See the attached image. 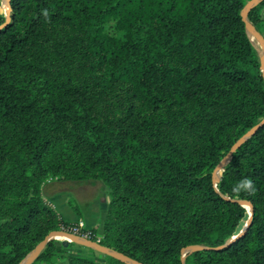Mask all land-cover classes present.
Returning a JSON list of instances; mask_svg holds the SVG:
<instances>
[{"label": "trees", "instance_id": "1", "mask_svg": "<svg viewBox=\"0 0 264 264\" xmlns=\"http://www.w3.org/2000/svg\"><path fill=\"white\" fill-rule=\"evenodd\" d=\"M245 4L10 0L0 29V264H20L71 225L42 199L48 180L104 183L99 244L141 264H181L185 247L235 235L248 213L215 192L212 176L264 117ZM263 7L248 14L258 31ZM245 177L254 191H236ZM217 189L251 204V225L230 247L185 264H264V126L232 154ZM63 259L95 264L55 242L33 264Z\"/></svg>", "mask_w": 264, "mask_h": 264}, {"label": "water", "instance_id": "2", "mask_svg": "<svg viewBox=\"0 0 264 264\" xmlns=\"http://www.w3.org/2000/svg\"><path fill=\"white\" fill-rule=\"evenodd\" d=\"M264 2V0H249L244 7L242 8L240 12V16L242 19V22L245 27V33L253 45L257 56L259 58V70L260 74L263 79V84H264V38L263 36L258 32L256 27L250 23L248 19V14L254 10L256 7L261 5ZM4 6V10H3ZM0 14L4 16L5 22L2 26H0V29L5 27L7 23L10 20L11 17V7H10V0H1V8H0ZM264 126V117L259 121L257 125L249 129L242 137H240L235 144L231 147L230 151L226 155V157L216 166L213 176H212V181H213V188L219 196L228 202H232L235 204H238L239 206L243 207L246 209L248 215L243 217L238 226L237 230L235 232V235L231 238H229L225 243L219 247L216 248H208L203 245H191L187 246L184 249L181 250L180 252V261L181 264H185L186 258L194 253L202 252V251H219L221 249H224L226 247H230L236 240H238L240 237H242L246 231L248 230L249 226L251 225L252 222V217H253V209L252 206L249 202L241 199H229L223 195H221L218 192L217 189V183L219 182L222 172L224 171L225 166L228 164L230 161V158L232 154L239 149L244 143H246L248 140H250L259 129H261ZM243 225V227H241ZM55 241H61L63 245H68V244H74L76 246H80L82 248H85L87 250H90L92 252L98 253L100 255L112 258L116 261L121 262L122 264H141L137 262L136 260H133L122 253H119L113 249H110L108 247H105L98 242L83 239L81 237H77L68 233H65L63 231H53L50 232L41 242H39L35 248L27 254V256L22 260L20 264H32L41 254V252L44 250V248L51 242Z\"/></svg>", "mask_w": 264, "mask_h": 264}, {"label": "crops", "instance_id": "3", "mask_svg": "<svg viewBox=\"0 0 264 264\" xmlns=\"http://www.w3.org/2000/svg\"><path fill=\"white\" fill-rule=\"evenodd\" d=\"M61 184L63 183L48 180L42 186L41 196L44 202L59 215L62 221L67 224L81 221L86 228L95 230V233L102 237L103 222L110 198L107 195H100V189L97 188V192L92 189L91 183H70L67 189H63ZM72 205L79 208L80 217L74 212ZM54 264H66V261L63 259Z\"/></svg>", "mask_w": 264, "mask_h": 264}, {"label": "rangeland", "instance_id": "4", "mask_svg": "<svg viewBox=\"0 0 264 264\" xmlns=\"http://www.w3.org/2000/svg\"><path fill=\"white\" fill-rule=\"evenodd\" d=\"M249 0H246V3ZM262 16L264 17V7L262 8ZM264 38V29H259L258 31ZM70 183L71 182H66L61 184V187L63 189H67L68 187H70ZM91 183L93 185H91L92 189H100L99 193L100 195H107L108 198H110V190L108 189V187L102 183V182H88ZM97 192V191H96ZM95 192V193H96ZM56 246L62 248L64 250V253L67 255H71V256H81V257H88L91 258L95 264H107V257L100 255L98 253L92 252L90 250H87L85 248H82L80 246H76L74 244H69V245H63L61 241H55ZM34 263V262H33ZM39 264V263H37Z\"/></svg>", "mask_w": 264, "mask_h": 264}, {"label": "built area", "instance_id": "5", "mask_svg": "<svg viewBox=\"0 0 264 264\" xmlns=\"http://www.w3.org/2000/svg\"><path fill=\"white\" fill-rule=\"evenodd\" d=\"M60 231L98 243L102 238L99 237L92 229L86 228L81 221L71 224L65 228L62 227Z\"/></svg>", "mask_w": 264, "mask_h": 264}, {"label": "clouds", "instance_id": "6", "mask_svg": "<svg viewBox=\"0 0 264 264\" xmlns=\"http://www.w3.org/2000/svg\"><path fill=\"white\" fill-rule=\"evenodd\" d=\"M0 26H2V25H0ZM235 189L238 192L241 190H244V189H251L254 191L255 189L253 187V180L249 177H245L242 180H240L239 183H237L235 185Z\"/></svg>", "mask_w": 264, "mask_h": 264}, {"label": "bare ground", "instance_id": "7", "mask_svg": "<svg viewBox=\"0 0 264 264\" xmlns=\"http://www.w3.org/2000/svg\"><path fill=\"white\" fill-rule=\"evenodd\" d=\"M5 8H4V6H3V10H4Z\"/></svg>", "mask_w": 264, "mask_h": 264}, {"label": "snow or ice", "instance_id": "8", "mask_svg": "<svg viewBox=\"0 0 264 264\" xmlns=\"http://www.w3.org/2000/svg\"><path fill=\"white\" fill-rule=\"evenodd\" d=\"M241 227H243V225Z\"/></svg>", "mask_w": 264, "mask_h": 264}]
</instances>
